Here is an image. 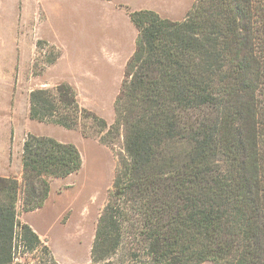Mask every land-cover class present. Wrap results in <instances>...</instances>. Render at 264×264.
I'll use <instances>...</instances> for the list:
<instances>
[{
	"label": "trees",
	"instance_id": "trees-1",
	"mask_svg": "<svg viewBox=\"0 0 264 264\" xmlns=\"http://www.w3.org/2000/svg\"><path fill=\"white\" fill-rule=\"evenodd\" d=\"M129 16L138 36L111 126L67 82L30 93L33 120L97 129L107 143L123 130L91 264H264V0H196L183 20ZM82 166L74 143L27 135L23 182L0 176V264L40 249L49 259L23 264H60L18 201L42 207L50 178Z\"/></svg>",
	"mask_w": 264,
	"mask_h": 264
},
{
	"label": "rangeland",
	"instance_id": "rangeland-1",
	"mask_svg": "<svg viewBox=\"0 0 264 264\" xmlns=\"http://www.w3.org/2000/svg\"><path fill=\"white\" fill-rule=\"evenodd\" d=\"M195 2L0 0V149L9 144L7 159L0 158V176L23 182V143L29 133L74 143L83 157L78 172L50 178V193L42 207L24 211L23 192L18 201L19 221L39 234L60 264H91L97 220L107 203L120 156L125 154L124 133L107 143L97 129L85 132L82 126L67 129L33 120L31 91L54 89L67 82L75 89L79 104L111 126L126 63L138 36L129 11L152 9L163 17L183 20ZM53 55H58L56 61L48 64ZM48 257L40 249L35 254L18 253L17 262L46 261Z\"/></svg>",
	"mask_w": 264,
	"mask_h": 264
},
{
	"label": "crops",
	"instance_id": "crops-1",
	"mask_svg": "<svg viewBox=\"0 0 264 264\" xmlns=\"http://www.w3.org/2000/svg\"><path fill=\"white\" fill-rule=\"evenodd\" d=\"M24 144V143H23ZM8 146V147H7ZM6 147L0 149V158H5V160L7 159L8 157V148H9V144L7 145Z\"/></svg>",
	"mask_w": 264,
	"mask_h": 264
}]
</instances>
